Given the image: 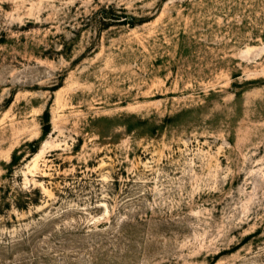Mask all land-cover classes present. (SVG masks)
Masks as SVG:
<instances>
[{
	"label": "rangeland",
	"instance_id": "1",
	"mask_svg": "<svg viewBox=\"0 0 264 264\" xmlns=\"http://www.w3.org/2000/svg\"><path fill=\"white\" fill-rule=\"evenodd\" d=\"M0 264H264V0H0Z\"/></svg>",
	"mask_w": 264,
	"mask_h": 264
},
{
	"label": "trees",
	"instance_id": "2",
	"mask_svg": "<svg viewBox=\"0 0 264 264\" xmlns=\"http://www.w3.org/2000/svg\"><path fill=\"white\" fill-rule=\"evenodd\" d=\"M130 25L134 24L133 21L129 22ZM41 130H42V135L44 136L47 134L50 130V121H49V112L48 110H44L43 112V121L41 122ZM32 144V148L30 149V153H35L37 152V149L39 148L40 140L38 139H32L30 141ZM27 201H18L15 202L16 207L18 208H24L26 206ZM37 203V202H35Z\"/></svg>",
	"mask_w": 264,
	"mask_h": 264
}]
</instances>
